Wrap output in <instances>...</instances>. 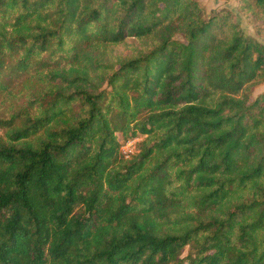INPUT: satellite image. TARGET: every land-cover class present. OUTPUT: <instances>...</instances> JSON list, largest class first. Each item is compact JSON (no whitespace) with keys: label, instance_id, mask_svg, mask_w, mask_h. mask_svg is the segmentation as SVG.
Instances as JSON below:
<instances>
[{"label":"trees","instance_id":"obj_1","mask_svg":"<svg viewBox=\"0 0 264 264\" xmlns=\"http://www.w3.org/2000/svg\"><path fill=\"white\" fill-rule=\"evenodd\" d=\"M28 75L0 118V264H264V43L231 13L0 0V95Z\"/></svg>","mask_w":264,"mask_h":264},{"label":"rangeland","instance_id":"obj_2","mask_svg":"<svg viewBox=\"0 0 264 264\" xmlns=\"http://www.w3.org/2000/svg\"><path fill=\"white\" fill-rule=\"evenodd\" d=\"M203 8L206 17H210L220 10H226L231 13L234 22L237 24L244 36L252 37L260 43H264V32L262 31V25L260 23L252 22L247 13L241 11L240 0H197ZM256 29L261 30L257 32ZM14 89L11 94L0 95V118L5 117L8 114L15 112L22 108V102L24 96L31 94L38 86V81L35 80L31 75L21 77L14 82ZM264 92V84L257 87L253 91V97L261 95ZM5 130L0 129V142L6 141ZM145 137H138L126 142L122 146L120 152L122 155L138 152ZM186 249L182 256H186Z\"/></svg>","mask_w":264,"mask_h":264},{"label":"built area","instance_id":"obj_3","mask_svg":"<svg viewBox=\"0 0 264 264\" xmlns=\"http://www.w3.org/2000/svg\"><path fill=\"white\" fill-rule=\"evenodd\" d=\"M129 153H130V154H125V155H126V156H125L126 158H128V157H129V155H131V154H132V151H129Z\"/></svg>","mask_w":264,"mask_h":264}]
</instances>
